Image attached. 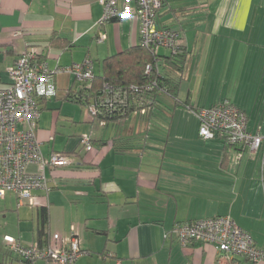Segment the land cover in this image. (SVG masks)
I'll list each match as a JSON object with an SVG mask.
<instances>
[{
	"label": "crops",
	"instance_id": "0c3cea01",
	"mask_svg": "<svg viewBox=\"0 0 264 264\" xmlns=\"http://www.w3.org/2000/svg\"><path fill=\"white\" fill-rule=\"evenodd\" d=\"M163 2L157 24L181 34L186 55L178 97L160 92L148 113L131 112L103 125L67 97L83 85L72 75H56L57 97L39 103L37 136L46 157L79 153L77 164L49 169V192L35 191V206H20L14 193L0 201V218L17 214L14 233H0V264H21L5 247V237L26 246L38 243L43 210L50 238H76L88 253L75 264H254L225 259L213 246L183 247L174 236L166 238L177 223L222 216L264 249V149L256 153L261 166L248 150L237 163L241 149L219 137L201 138L189 108L229 100L247 114L249 131L263 136L259 92L243 84L263 80L264 0ZM103 17L100 0H0V88L10 84L8 68L29 48L52 70L90 57L97 76L107 58L141 46L138 22L102 24ZM101 35L106 38L99 43ZM55 38L62 47L52 46ZM65 122L78 129L61 134ZM84 135L94 141L90 152L81 146Z\"/></svg>",
	"mask_w": 264,
	"mask_h": 264
},
{
	"label": "built area",
	"instance_id": "2783aa9c",
	"mask_svg": "<svg viewBox=\"0 0 264 264\" xmlns=\"http://www.w3.org/2000/svg\"><path fill=\"white\" fill-rule=\"evenodd\" d=\"M100 4L104 9L102 24L124 20L138 22L141 46L154 55H160L163 49L173 56L181 52V34L157 24L161 0H100ZM105 38L101 35L98 42ZM146 71L149 74L152 66H147ZM63 73L74 76L81 85H90L95 79V64L87 57L67 68L52 70L44 59L39 58L35 48H29L9 69L11 82L0 88V201L8 193H14L20 206H35L37 198L34 192H49L47 171L77 164L74 154L54 153L46 157L36 131L42 113L39 103L43 99L57 97L55 76ZM127 96L126 92L116 91L106 104L120 106L126 102ZM189 108L200 122L201 138L212 140L219 137L229 146L241 149L237 163L243 159L242 151L256 154L264 149V136L249 131L247 114L229 100L209 108ZM87 110L92 120L99 112L94 105ZM146 112L145 109L140 110L141 114ZM81 146L86 152L92 151V138L82 136ZM32 166L37 168L36 173L29 171ZM170 236H174L183 247L191 243L213 246L221 257L228 260L244 258L254 264L264 262V249L230 216L177 223L166 238ZM4 244L21 264H38L41 261L75 264L88 254L81 249L78 239L63 240L58 234L44 246L37 243L26 246L10 236L4 238Z\"/></svg>",
	"mask_w": 264,
	"mask_h": 264
},
{
	"label": "trees",
	"instance_id": "16d2710c",
	"mask_svg": "<svg viewBox=\"0 0 264 264\" xmlns=\"http://www.w3.org/2000/svg\"><path fill=\"white\" fill-rule=\"evenodd\" d=\"M161 1V8H163L164 2ZM161 28L170 29L164 26ZM59 40L61 39H53L52 46L62 47ZM63 47H69V43L64 44ZM185 63L186 55L183 47L176 56L170 53L165 56L160 53L156 56L143 46L134 47L119 55L107 58L102 64L100 73L95 75V79L90 85L81 86L77 92L69 91L67 97L70 101L85 108L90 105L96 106L99 112L93 119L94 121L103 125L112 121L118 122L128 117L131 112L138 111L140 113L141 109H145L148 113L156 105V98L160 92L167 93L176 99L184 81ZM149 65L152 66V71L148 74L146 69ZM116 91L128 94L126 102L117 106L118 108L106 104V100L112 97ZM93 143L92 140L94 147ZM74 155L79 156V153ZM42 218V227L37 232L39 246L47 245L51 240L46 231L49 223L47 210H43Z\"/></svg>",
	"mask_w": 264,
	"mask_h": 264
},
{
	"label": "rangeland",
	"instance_id": "374dc122",
	"mask_svg": "<svg viewBox=\"0 0 264 264\" xmlns=\"http://www.w3.org/2000/svg\"><path fill=\"white\" fill-rule=\"evenodd\" d=\"M167 51V50H166ZM166 51H165V49H163L162 51H161V53H166ZM261 68H262V70H261V76H262V78H263V80H262V82L260 83V81H261V77H259L258 78V81H257V83L256 84H254V83H250V82H245V84H243V89L244 90H250V89H252V88H254L255 90V92L256 93H258L259 92V94H258V96H260V98H259V100H258V103H259V105H257L258 107H260L261 109L262 108H264V64L262 63L261 64ZM9 69L10 68H8V73H9ZM260 86V87H259ZM242 87V86H241ZM241 87H240V93L242 94V91H241ZM252 87V88H251ZM84 113H85V116L86 117H88L87 115V112H88V110L87 109H85V111H83ZM46 115H48V113H46L45 114V116ZM84 116V117H85ZM65 125H66V128L65 129H63L64 127L62 126V124L60 123V125H59V131L61 132V134H63L64 132H65V134H67V135H70L69 133H71V132H73V131H75V130H77L78 129V127H72V126H70V124L68 123H64ZM89 126V130H90V124H82L81 126L83 127V126ZM78 126H80V125H78ZM91 126H93V124L91 125ZM96 127H98V128H101L100 127V125L97 123L96 125H95ZM73 129V130H72ZM257 130V129H256ZM88 133H89V131H88ZM261 134L264 136V128H262V131H261ZM261 155H256V154H252L251 156H250V158H252V160H255L254 161V164H258V162L260 163V166H261V161H259L258 159H259V157H260ZM255 166V165H254ZM252 170H255L254 168L252 169ZM260 170H261V167H260ZM3 209V208H2ZM14 212H12V214L11 215H9V217L7 218V219H3V217H1L0 218V233H2V232H10V231H12L13 233H14V220L16 219V216H17V214L16 213H14ZM17 231V230H16ZM14 238V237H13Z\"/></svg>",
	"mask_w": 264,
	"mask_h": 264
}]
</instances>
